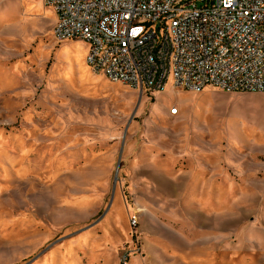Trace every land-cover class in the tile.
<instances>
[{"label": "rangeland", "instance_id": "rangeland-1", "mask_svg": "<svg viewBox=\"0 0 264 264\" xmlns=\"http://www.w3.org/2000/svg\"><path fill=\"white\" fill-rule=\"evenodd\" d=\"M26 1L40 11L0 0V264L54 251L56 264H123L124 250L128 264H264V94L169 83L142 96L94 72L87 42L59 41L45 0ZM73 49L93 80L70 69ZM222 121L240 130H211ZM135 155L187 174L137 182Z\"/></svg>", "mask_w": 264, "mask_h": 264}, {"label": "built area", "instance_id": "built-area-1", "mask_svg": "<svg viewBox=\"0 0 264 264\" xmlns=\"http://www.w3.org/2000/svg\"><path fill=\"white\" fill-rule=\"evenodd\" d=\"M59 41L88 43L87 63L140 92L207 88L264 94V0H45ZM179 111L172 110L173 115ZM139 217L130 219L136 230ZM131 251L121 262L128 264Z\"/></svg>", "mask_w": 264, "mask_h": 264}, {"label": "bare ground", "instance_id": "bare-ground-1", "mask_svg": "<svg viewBox=\"0 0 264 264\" xmlns=\"http://www.w3.org/2000/svg\"><path fill=\"white\" fill-rule=\"evenodd\" d=\"M37 1V0H36ZM36 3V2H35ZM24 4H25V7H26V9L27 10H31V9H33V7H34V5H33V3H30V1H26V0H24ZM36 4H38V1H37V3ZM39 6H41V5H39ZM35 8V7H34ZM40 9L41 8H39V9H33V10H35L36 12H38V11H40ZM35 14V13H34ZM38 15V14H37ZM34 16V15H33ZM66 43V42H65ZM63 44V43H62ZM77 44V43H76ZM71 46V45H70ZM72 47V46H71ZM80 49V48H79ZM79 49H78V51H79ZM75 50H76V48H75ZM75 50L73 49V50H71L70 52H66L65 50H63V51H61V54L62 55H65L66 56V58H67V60H68V65H69V67H70V69H73L75 66L76 67H78V69H79V72H80V74H81V79L82 80H84V81H91V80H93L92 79V77H93V73L92 72H90V69L87 67V65H86V63H85V55L83 56V54H82V56L80 55H77V53L75 52ZM77 51V50H76ZM81 51V50H80ZM81 52H79V54H80ZM59 64V63H58ZM103 80V79H102ZM85 84H88V83H85ZM92 84V83H91ZM83 85V84H82ZM81 85V86H82ZM94 85H96V84H94ZM101 86H102V88L103 89H105V90H109L110 92H112L113 91V89L112 88H114V87H110L109 86V84H108V82L107 81H105V80H103L102 81V83L100 84ZM112 85V84H111ZM90 86V85H89ZM172 86V85H171ZM83 87V86H82ZM118 88H119V86H117ZM94 88V87H93ZM101 89V88H100ZM122 91V90H121ZM108 92V91H107ZM106 93V92H105ZM126 94V93H125ZM238 97V96H237ZM245 97V96H244ZM196 98V97H195ZM233 98H235L236 99V97L234 96ZM252 98H253V96H252ZM231 99V98H230ZM254 99V98H253ZM252 99V100H253ZM144 100V99H143ZM231 100H233V99H231ZM242 100V99H241ZM234 101V100H233ZM240 101V100H239ZM232 102V101H231ZM237 102V101H236ZM179 103H180V101H179ZM203 102L201 101V102H199V103H197V107H200L201 106V104H202ZM256 103V102H255ZM257 104V103H256ZM154 105V104H153ZM160 105V104H159ZM162 105V104H161ZM228 105V104H227ZM254 105V104H253ZM259 105V104H258ZM141 107V106H140ZM197 107H195L194 108V110H196V108ZM249 107H251V106H249ZM254 108H255V106H254ZM155 109H156V107H155ZM255 109H257V108H255ZM152 110V109H151ZM172 110L173 109H171L170 110V112H171V115L173 114L172 113ZM210 110V109H209ZM154 111V110H153ZM158 111V110H157ZM161 111V110H160ZM158 113H161V112H158ZM156 114V113H155ZM176 114H179V111L176 113ZM161 115H163V114H161ZM215 115V114H214ZM160 117V116H159ZM159 117H156V118H159ZM181 117V116H180ZM180 117H179V119H180ZM167 118V117H166ZM184 119V118H183ZM150 120H152V119H150ZM159 120V119H158ZM159 122V121H158ZM176 122V121H175ZM174 124V123H173ZM172 124V125H173ZM153 125V124H152ZM175 125V124H174ZM154 126V125H153ZM163 127V126H162ZM166 128V127H165ZM213 128L214 129H216V130H218V131H216V133H227V132H229V133H232V134H236L240 129L237 127V124L236 123H234V122H230V123H228V125H224L223 124V121L222 122H220V123H218V124H215V125H213V127H212V129L211 130H213ZM242 131V130H241ZM185 134V133H184ZM145 142V141H144ZM190 147V146H189ZM139 158V157H138ZM138 161V160H137ZM135 162V161H134ZM108 168H109V166H108ZM5 177V176H4ZM98 254H100V253H98ZM106 257V256H105ZM104 257V258H105ZM58 258H59V252H56V251H54L53 253H52V255H51V259H52V264H56V262H58ZM61 262H62V260H61Z\"/></svg>", "mask_w": 264, "mask_h": 264}, {"label": "crops", "instance_id": "crops-1", "mask_svg": "<svg viewBox=\"0 0 264 264\" xmlns=\"http://www.w3.org/2000/svg\"><path fill=\"white\" fill-rule=\"evenodd\" d=\"M144 160H145V163L143 162ZM132 161H135V162H133L129 173L131 175L134 174V176H136V175L139 176V179L136 180L137 182H143V180H146V182H147L148 180H150L152 182V183H150V185H152V184L156 185L155 178H161V179H165V181H167L169 183L174 184V183H176L177 180L181 179L185 174H187L185 172L180 173V172H176L174 170L166 169L165 167L169 166V164L168 163L164 164L162 162H159V160H158V158H156V156H154L152 158L148 156V158H147V156L142 157V156L135 155V157L132 159ZM137 171H140V172L137 173ZM192 176H193V178H192L193 183L192 184L194 185L196 174L193 172ZM146 184H149V183H146ZM62 258H63V255L60 251L58 262H56V263H59L62 260Z\"/></svg>", "mask_w": 264, "mask_h": 264}]
</instances>
